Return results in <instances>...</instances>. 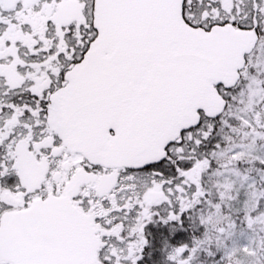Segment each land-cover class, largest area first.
Here are the masks:
<instances>
[{"label":"snow or ice","instance_id":"1","mask_svg":"<svg viewBox=\"0 0 264 264\" xmlns=\"http://www.w3.org/2000/svg\"><path fill=\"white\" fill-rule=\"evenodd\" d=\"M0 264H264V0H0Z\"/></svg>","mask_w":264,"mask_h":264}]
</instances>
